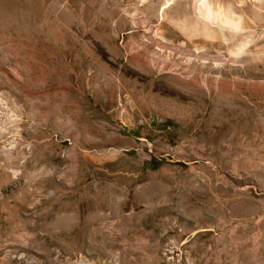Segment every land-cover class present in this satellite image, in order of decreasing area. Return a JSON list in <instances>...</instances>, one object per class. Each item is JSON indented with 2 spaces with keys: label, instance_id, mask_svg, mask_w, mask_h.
Returning a JSON list of instances; mask_svg holds the SVG:
<instances>
[{
  "label": "rangeland",
  "instance_id": "obj_1",
  "mask_svg": "<svg viewBox=\"0 0 264 264\" xmlns=\"http://www.w3.org/2000/svg\"><path fill=\"white\" fill-rule=\"evenodd\" d=\"M201 1L0 0V264H264V0Z\"/></svg>",
  "mask_w": 264,
  "mask_h": 264
},
{
  "label": "bare ground",
  "instance_id": "obj_2",
  "mask_svg": "<svg viewBox=\"0 0 264 264\" xmlns=\"http://www.w3.org/2000/svg\"><path fill=\"white\" fill-rule=\"evenodd\" d=\"M195 10L197 13L196 15H198V17H200L202 20L209 21V20L217 19L222 26L224 25L231 28L234 27V29L235 27L237 28L239 26V20H237L236 17L232 16L223 9H219L218 11L213 10V8L209 7L207 0H202L201 2H199Z\"/></svg>",
  "mask_w": 264,
  "mask_h": 264
}]
</instances>
